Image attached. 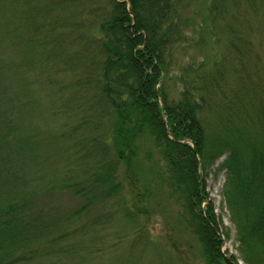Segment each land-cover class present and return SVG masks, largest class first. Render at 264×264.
Masks as SVG:
<instances>
[{"label": "trees", "instance_id": "obj_1", "mask_svg": "<svg viewBox=\"0 0 264 264\" xmlns=\"http://www.w3.org/2000/svg\"><path fill=\"white\" fill-rule=\"evenodd\" d=\"M190 5L108 0L91 24L80 21L86 3L79 0H0V264H70L85 252L86 233L105 231L121 212L134 219L146 213L128 203L146 205L155 181L146 182L149 174L168 189L204 264H264V0H208L207 18L196 23H190ZM218 21L230 38L228 59L208 71L204 62L184 56L178 62V47L203 44L206 24L214 32ZM227 62L236 65L228 72L222 68ZM167 84L179 85L177 100H169ZM47 99L56 106V121L71 128L54 140L63 142L66 165L72 159L76 167L82 204L64 227L33 230L32 222L9 219L19 218L11 204L23 197L16 191L29 186L20 171L36 157L42 161L48 146L33 145L38 124L30 119L37 109L43 110L38 118H46ZM142 139L163 170L149 166L139 173ZM119 162L129 179L124 186ZM217 163L237 256L222 252L228 235L205 193V177ZM37 181L36 190L47 183L49 196L60 189L55 177ZM74 226L82 227L70 232Z\"/></svg>", "mask_w": 264, "mask_h": 264}, {"label": "rangeland", "instance_id": "obj_2", "mask_svg": "<svg viewBox=\"0 0 264 264\" xmlns=\"http://www.w3.org/2000/svg\"><path fill=\"white\" fill-rule=\"evenodd\" d=\"M41 1L39 0V2ZM88 1L79 0L80 4L83 2L86 3L85 12L79 18L82 23L88 22L93 24L98 20V11L104 7L108 0H91L89 4ZM182 1H188L191 4L189 7L192 13L190 23L200 22L207 18L206 7L208 0ZM73 11L77 12L75 9ZM262 14H264V5ZM225 22L228 23L229 20L226 19ZM226 23L222 22L221 24V22H217L214 30L215 36L213 34L214 32H211V27L206 24V31L202 33V36L204 35L205 37L203 44L194 46L192 42L184 43V47L179 46L176 50L177 53L174 52L179 58L178 62L181 61V56H184V61L193 59L195 63L204 62L205 66L203 70L205 71L213 69L215 65H220L223 58H227L230 50L228 47L230 38L226 30L223 29ZM220 24L221 26L219 27L218 25ZM260 24H262L260 26L264 31V16L261 18ZM197 34L199 35V32ZM186 42H189V40ZM255 52L256 50H253L252 54H256ZM262 54L263 52L260 51L259 55ZM260 59L262 67L264 68V54ZM234 66L236 65L233 62H227L222 68L228 72ZM4 76L8 79V72ZM56 76L55 78L62 80L70 77L62 76L61 74H57ZM15 83L19 82L10 81L9 84L12 85ZM227 83L230 84L229 81ZM166 91L169 100L175 101L177 100L179 85L176 84V86L172 87V85L167 84ZM47 100L46 103L50 107L45 109L46 118L39 119L38 114L43 110L37 109L35 110L34 117L31 116L30 119L35 120L34 122L38 124L36 125L37 130L31 133L33 145L36 147L40 144H47L48 146L45 149V153L40 154L42 161L36 157L34 162L32 161L34 163L32 167L25 166L20 171L19 175L22 179L29 181V186L23 187L22 191H25L24 193L16 191V193H21L23 196L21 199L17 198L11 202L12 205L16 206L17 211L20 212L17 214L19 218L13 217L9 219L13 224L18 222L23 223L24 221H28V223L32 222V226L34 228L36 227L33 230H41L40 227L43 226L48 229L64 227L63 222H65V219L68 218V222L74 220L72 215L81 208L82 204V199L75 193L81 181L76 172V167L72 159L66 165L67 155L60 152V149H63V142L57 139L54 140L57 137L55 135L58 134L61 137L63 131L68 132L71 128L68 125L64 126L60 121H56L59 120V117L54 114L56 106H53V104L50 105L49 99ZM37 103L43 106L45 105V100L40 98ZM37 103L35 102L34 107L37 106ZM3 110L2 115L7 114V107H4ZM104 124H106L105 120H103ZM34 126L33 124L32 130ZM56 132L57 134H55ZM137 154V166L141 175L145 171L148 172L149 166H152L154 173L163 170L161 160L151 143L142 139ZM218 163L205 177V193L210 205L214 209L221 233L228 235V239L222 246V252L237 256L234 227L229 221V214L226 208L222 206L220 196V189L224 182V173H214ZM125 169V164L119 162L117 173L119 180H123V186L127 185V182H125L127 181L126 177L128 179V175L125 174ZM53 177L60 179V189L56 191L52 188L51 197L48 195L49 186H46L47 183L45 185L42 184L37 190L33 186V182L36 185L39 183L37 179L43 178V180H46ZM152 178L155 180L154 182H150ZM144 179H140V185H145ZM146 182H150L148 186L151 188V196L147 200L146 205L141 203L137 204L136 201V204L134 201L128 203L129 208L138 207L142 208V210L146 208V213L142 214L140 212V216L134 219L133 216L129 217L121 212L118 218L113 216L112 224L105 231L103 230L97 234L86 233L82 238L85 252L82 251V253L75 254L76 258L72 256L74 264H204L199 243L186 227L174 201L167 196L168 189L165 186L159 188V182L153 174L147 175ZM126 196L129 200H132V196L129 194H126ZM6 199H8V196ZM81 227L74 226L68 229L72 232L74 228L75 230H79ZM136 231L138 233H135ZM67 242L73 243V240L68 239ZM72 261L67 262L71 264Z\"/></svg>", "mask_w": 264, "mask_h": 264}]
</instances>
